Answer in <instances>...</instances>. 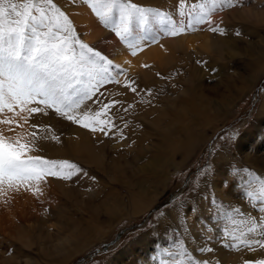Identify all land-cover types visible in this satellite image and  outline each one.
I'll return each mask as SVG.
<instances>
[{"label":"rangeland","instance_id":"1","mask_svg":"<svg viewBox=\"0 0 264 264\" xmlns=\"http://www.w3.org/2000/svg\"><path fill=\"white\" fill-rule=\"evenodd\" d=\"M74 2L53 0L69 17L78 37L117 64L113 46L122 42L120 38L111 26L101 23L104 31L97 39L86 40L71 11ZM132 2L180 19L179 6L174 11L158 3ZM202 2L184 1L185 13ZM212 27L223 31L213 33ZM198 28L209 35L208 39L217 41V47H203L205 39L201 36L189 50L167 51L166 46V52L173 56L171 63L154 67L155 63L148 62L147 71L140 77L126 75L121 85L109 83L101 88L104 103L121 99L123 107H134L127 113L120 105L113 109L123 119H114L117 127L108 136L83 128L89 138H95L94 146L102 154L100 163L38 151L47 159L67 160L81 171L71 180L50 177L70 185L68 197L59 193L54 208L44 206L45 219L55 226L32 228L35 244L31 248L0 247L5 256L18 255L7 258L11 259L8 263L24 264L23 258L28 256L34 264H160L173 259L164 253L175 252L180 242L194 257L211 264L264 259V249L258 246L254 252L228 246L233 241L223 239L224 228H236L237 235L246 228L222 219L218 207L222 204L224 212L240 208V214L233 213L237 221L246 215L257 220L264 216L260 212L264 202L247 196L248 191L259 193L255 177L264 179V0L218 4ZM137 33L139 30L134 29L129 39L136 40ZM153 34L161 38L159 41L175 38L158 32L156 25ZM125 81H135L138 96L126 92ZM88 103L95 109V104ZM121 129L125 139L119 138ZM189 208L196 211L187 212ZM191 221L200 224L198 235L191 231ZM209 227H213L212 232L205 231ZM48 230L52 236L40 241L39 234L46 236ZM68 234L70 246L64 247L62 240ZM207 234L211 241L205 239ZM205 244L214 251H195ZM62 247L66 249L62 251Z\"/></svg>","mask_w":264,"mask_h":264},{"label":"snow or ice","instance_id":"2","mask_svg":"<svg viewBox=\"0 0 264 264\" xmlns=\"http://www.w3.org/2000/svg\"><path fill=\"white\" fill-rule=\"evenodd\" d=\"M83 2L101 23L111 26L115 35L127 44L130 54L136 56L138 51L143 50V42H156L157 36L152 34L154 25L158 26V32L177 37L188 30L195 31L196 25L205 23L209 13L215 11L218 4H231L232 0H203L202 3L193 4L187 13L184 11V0H180L179 20L170 13L143 7L132 0ZM134 29L143 35L130 40ZM210 30L213 33L223 31L216 27ZM143 67L148 68L149 65ZM113 69L116 70L115 74ZM123 74L120 65L114 64L78 37L69 17L53 0H0V126H6L7 132L13 134L6 135L4 129L0 128V185L7 183L8 188L17 192L21 187L28 191L33 181L44 182L45 177L71 180L79 173V167L67 160L30 154L35 150L38 139L60 142V136L51 126L32 122L34 115H47L50 110H54L60 118L72 124L89 129L93 134L100 132L108 136L117 127L114 119H123L113 109L120 105L127 113L134 104L123 107L124 101L121 99H109L104 103L100 99L104 93L100 90L109 83L121 85L119 77ZM157 76L160 74L157 73ZM134 84L135 81H125L123 88L138 96V86ZM90 101L96 105L95 109L89 106ZM21 114H24L22 119ZM25 126L30 129L31 136L27 143L14 138L17 129ZM124 127L127 128L128 124L125 123ZM41 128L45 133H51V136L41 135ZM118 131L119 138L125 139L122 129ZM255 179L260 185L259 193L248 191L247 196L264 202V179ZM36 192H40L38 186L33 194ZM212 203L216 202L213 200ZM218 207L222 219L227 218L232 225L239 223L246 228V231L241 229L238 235L236 228H224L223 239L233 241L229 247H244L253 252L257 246L264 249V216L257 220L254 216L246 215L237 221L233 213L240 214V208L224 212L222 204ZM195 211L194 208L187 209V212ZM260 212H264V207L260 208ZM180 227L182 225L178 224ZM213 227L205 231L212 232ZM205 239L211 241L212 237L208 235ZM195 251L203 254L212 253L214 249L205 244ZM164 255L173 259L162 260L160 264H211L209 260L194 257L183 242L178 244L175 252H166ZM244 264H264V259L246 260Z\"/></svg>","mask_w":264,"mask_h":264},{"label":"bare ground","instance_id":"3","mask_svg":"<svg viewBox=\"0 0 264 264\" xmlns=\"http://www.w3.org/2000/svg\"><path fill=\"white\" fill-rule=\"evenodd\" d=\"M144 1L158 3L164 6L165 8L174 11L176 10V7L179 6L180 4V0H144ZM74 5H75L74 8L71 6V11L76 19L78 27L80 29H83V37L88 41H93L97 39V37L99 36L98 34L102 33L104 30L102 29L101 22L98 20L95 13L91 12L89 8L85 4H83V2L80 0H76L74 2ZM174 19L179 20L177 18ZM108 27L106 28V31H109L110 30L109 28H111ZM137 35L140 36L143 35V33H139V34L137 33ZM156 36H157L156 42H152L151 40L143 42V50L138 51L136 56H132L130 54V49L128 48L127 44L124 41L113 46V52L115 55L118 56V63L117 62L116 63L120 65L122 69L127 70L126 74L119 77L120 80H122L126 75L131 77V74L133 75L137 74L140 77L141 73L147 71V69L143 67V65H146L148 62L155 63L154 67H157L158 64L162 65L166 62L167 64L171 63L173 60V56L168 52H166L165 49L166 46H167V51L169 49L176 51L178 48L189 50L190 48H193L195 43L198 42L200 36L204 37L205 39L204 43L202 44L203 47L215 48L218 45L217 41L208 39L209 35L208 34L204 35L202 31H200V29L198 28V25H196L195 31L188 30L186 33L181 34L175 38H169L166 40L162 39L161 41H159V39L161 38H159L158 35ZM153 70H155V68ZM6 115H11V114L6 113ZM23 115L24 114H21V119ZM32 122L41 125L51 126L54 132L61 137L60 138L61 143L60 142L57 143L51 139H38L34 145L35 150L32 153H30L31 155H38V151H43L55 156H58L59 154L60 155L64 154V156L66 155V156L81 157L84 158L86 161L94 162L95 164H97V162L100 163L102 161V154L99 152L97 146L96 147L94 146V141H93L94 137L91 138L90 136L89 138V134H87V132H85L82 127L77 125L72 126L71 123H68L62 118H58V117L55 118V115L51 111H49L47 115L35 114ZM0 128L4 129L6 135L9 136L13 135L7 132L6 126H0ZM29 132L30 129L28 128V126H25L22 129H17L14 138H20L21 142L27 143L31 140V136L29 135ZM40 134L41 135L47 134L48 136H51V133H45L43 128H41ZM37 186L40 188V192H36L35 194H33ZM69 186L65 185V183L63 184V182L57 179L52 180L50 177L48 179L47 178L44 179V182L33 181L32 188L28 191H25L24 188L21 187V190L17 192L14 189L8 188L7 183L0 185V247L4 246L5 244L6 246L7 244H10L11 246H15V247L19 245V246H23V247L25 246L27 248H31L32 245L35 244L34 236L31 231L32 228L38 227L39 229H42L43 227L46 228V226H48L47 227L48 229L50 225L52 227L55 226L53 222L45 219V216L42 213L44 206L47 205L51 207L53 206V204L56 206L57 203L56 202L53 203V202L57 200V197H59V193L68 197L70 195L69 191L67 192ZM214 186L216 187V185ZM223 189L225 190V188ZM226 191L228 192V190ZM56 192H58V194H56ZM224 196L222 197L224 198ZM225 198L229 200L227 196ZM190 223H191V231L196 235H198L197 232H200V224L196 221L195 222L191 221ZM45 235L46 236H44V234H39L40 241H42L43 237L45 239H48V237L52 236L49 230L46 232ZM67 236L68 237L62 240L64 247H66V245L70 246V241H69L70 234H68ZM65 249L66 248H63L62 251H64ZM17 257L18 255L5 256L4 251L0 250V264H10L8 262H10L11 259L9 260L7 258L16 259ZM23 260H24V264H34L32 258L28 256H24ZM15 264H19V263H17L16 261ZM153 264H159V263L158 261H155Z\"/></svg>","mask_w":264,"mask_h":264},{"label":"crops","instance_id":"4","mask_svg":"<svg viewBox=\"0 0 264 264\" xmlns=\"http://www.w3.org/2000/svg\"><path fill=\"white\" fill-rule=\"evenodd\" d=\"M207 207L205 206L204 209H206Z\"/></svg>","mask_w":264,"mask_h":264}]
</instances>
